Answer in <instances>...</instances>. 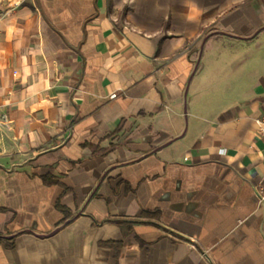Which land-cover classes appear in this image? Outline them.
I'll use <instances>...</instances> for the list:
<instances>
[{
  "label": "crops",
  "instance_id": "1",
  "mask_svg": "<svg viewBox=\"0 0 264 264\" xmlns=\"http://www.w3.org/2000/svg\"><path fill=\"white\" fill-rule=\"evenodd\" d=\"M262 117L264 0H24L0 18V264H264Z\"/></svg>",
  "mask_w": 264,
  "mask_h": 264
},
{
  "label": "rangeland",
  "instance_id": "2",
  "mask_svg": "<svg viewBox=\"0 0 264 264\" xmlns=\"http://www.w3.org/2000/svg\"><path fill=\"white\" fill-rule=\"evenodd\" d=\"M221 52H223L221 46H217V49L214 50L215 55H213L212 58L207 55L205 57V59L209 62L211 61L212 65H213V63L216 59L220 60V58H216V56L218 53H221ZM250 52H252V51H250ZM253 53H255V52L253 51ZM247 54H249V53L248 52L246 53V50L245 49L243 50V48H241L239 50L237 49L236 53L229 50V52L227 54H225V58H223V60L219 62V65L223 66L226 62H229V64H228L229 68L232 67L235 69L236 67H240V68L245 67L247 60L245 63H244V61H245ZM239 61L241 62V64H239ZM203 62H204V60H203ZM239 65H241V66H239ZM196 81H197V79H193V80H191V82L189 84V90H188L187 101H186L187 107H188V102H189V100L192 97V94L194 92Z\"/></svg>",
  "mask_w": 264,
  "mask_h": 264
},
{
  "label": "built area",
  "instance_id": "3",
  "mask_svg": "<svg viewBox=\"0 0 264 264\" xmlns=\"http://www.w3.org/2000/svg\"><path fill=\"white\" fill-rule=\"evenodd\" d=\"M24 0H9L7 1L8 7L0 13V18L10 16L23 2ZM1 2V0H0ZM117 96L116 92H112L109 95V98H115ZM258 129H259V136L264 140V117L259 118L256 120ZM257 195L259 199V203L264 205V183L259 185L257 189Z\"/></svg>",
  "mask_w": 264,
  "mask_h": 264
},
{
  "label": "trees",
  "instance_id": "4",
  "mask_svg": "<svg viewBox=\"0 0 264 264\" xmlns=\"http://www.w3.org/2000/svg\"><path fill=\"white\" fill-rule=\"evenodd\" d=\"M47 177L51 178V180H53L54 182H57V183L59 182L57 177H54V176H47ZM57 205L60 206L59 202H57Z\"/></svg>",
  "mask_w": 264,
  "mask_h": 264
},
{
  "label": "water",
  "instance_id": "5",
  "mask_svg": "<svg viewBox=\"0 0 264 264\" xmlns=\"http://www.w3.org/2000/svg\"><path fill=\"white\" fill-rule=\"evenodd\" d=\"M204 41H205V39H204ZM198 63H199V60H198ZM197 63V64H198ZM187 91H188V85H186V88H185V96L187 95ZM185 109V111H186V107L184 108Z\"/></svg>",
  "mask_w": 264,
  "mask_h": 264
}]
</instances>
